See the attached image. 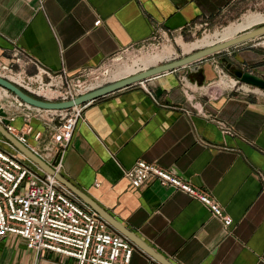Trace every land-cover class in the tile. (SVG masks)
<instances>
[{
  "label": "crops",
  "instance_id": "0c3cea01",
  "mask_svg": "<svg viewBox=\"0 0 264 264\" xmlns=\"http://www.w3.org/2000/svg\"><path fill=\"white\" fill-rule=\"evenodd\" d=\"M235 1L0 0V63L18 60L13 67L28 75L42 67L74 76L160 31L177 43L193 25ZM256 41L223 53L234 68L264 78V49ZM216 58L191 65L201 66L194 80L191 67L183 68L148 80V91L135 86L93 101L60 173L80 200L92 201L168 264H264V97L206 93L220 73ZM139 160L208 192L231 226L157 181L133 188L124 171ZM137 248L130 264H161ZM0 264L78 262L49 251L37 254L8 235L0 238Z\"/></svg>",
  "mask_w": 264,
  "mask_h": 264
},
{
  "label": "built area",
  "instance_id": "2783aa9c",
  "mask_svg": "<svg viewBox=\"0 0 264 264\" xmlns=\"http://www.w3.org/2000/svg\"><path fill=\"white\" fill-rule=\"evenodd\" d=\"M157 33L169 36L164 31ZM13 64H18V60L0 63V77L41 101L70 102L95 89L81 81L87 72L93 71L92 68L69 76L66 71L51 73L38 67L35 74L28 75L25 69L14 71ZM147 81L132 87L139 86L148 91ZM181 82L188 89L185 76ZM92 102L60 111L43 110L0 87V123L9 134L60 174L76 126L84 121V112ZM17 119L22 121L20 128H15ZM34 121L40 123L42 130L35 132ZM222 130L225 134L232 133L227 127H222ZM33 135L35 144L32 145L29 139ZM4 140L0 137L1 239L16 235L37 254L49 251L73 258L78 264L131 263L138 248L128 238L115 231L68 187ZM41 144L44 145L42 151L38 147ZM124 177L136 189L157 181L162 186L183 192L203 204L212 216L223 221L226 228L231 226V219L208 192L193 187L156 164L139 160L124 171Z\"/></svg>",
  "mask_w": 264,
  "mask_h": 264
},
{
  "label": "rangeland",
  "instance_id": "374dc122",
  "mask_svg": "<svg viewBox=\"0 0 264 264\" xmlns=\"http://www.w3.org/2000/svg\"><path fill=\"white\" fill-rule=\"evenodd\" d=\"M251 13L260 14L264 16V0H236L230 7H228L223 13L219 14L218 16L212 19H205L203 20V22H198L197 24L193 25L192 28H190L189 31L183 35L182 41L189 44V43H194L196 41H201L207 36H215L217 33L218 34L221 33L230 24L241 23L244 16ZM262 26H264V23L254 26L250 30H254ZM243 33L239 35H242ZM175 37L176 36H170V35L164 37L162 34L157 33L155 36H153V38L150 41L140 46H137L133 49H130L128 51H122L117 56L104 62L99 67L92 68L93 71L87 72L86 76L82 78L81 81L86 82L88 85H91V87H94L95 88L94 90H99L101 88L110 86L112 84L128 79L132 76H135L131 74V71H139L137 74H140L144 71H147L148 69H152L154 67L161 66L166 63L202 51V50H194L191 53L188 54L185 53L178 44V42L176 43L177 37L176 38ZM256 40L254 41H256L255 44H257L258 46L257 48L264 49V37ZM169 47L172 49L173 52L172 55L164 59L157 60L155 61L156 63L155 62L150 63L151 59H153L154 57L157 58V55L161 56L164 50ZM226 54L227 53L215 54V57H217L216 59L219 64L218 70L220 71V73L214 81L223 77L228 82L234 83L235 84L234 87L230 89L229 88L221 89L217 87H211L210 85H208L205 87L206 89H204V91L211 94H217V92H222L225 90H233V92H236L238 94L244 93L248 95H254L257 97H264V91H260L253 87H249L243 85L242 83H238L236 79H234V77L225 69V65L222 64L221 58L224 57L228 58L227 57L228 55ZM145 68H147V70H144ZM13 70L19 71L20 69L19 68L16 69L15 67H13ZM249 89L250 91H245ZM21 126H22V122L19 120L15 128H19ZM34 128H35V132L42 130V126L38 121H34ZM33 140H34V135L29 139V142L32 145L35 144ZM3 146L7 147L6 144H4ZM38 147L41 151L44 149L43 144L39 145Z\"/></svg>",
  "mask_w": 264,
  "mask_h": 264
},
{
  "label": "water",
  "instance_id": "95a60500",
  "mask_svg": "<svg viewBox=\"0 0 264 264\" xmlns=\"http://www.w3.org/2000/svg\"><path fill=\"white\" fill-rule=\"evenodd\" d=\"M264 37V26L256 28L254 30L247 31L243 33L242 35H239L238 37L219 44L217 46L207 48L205 50L199 51L197 53H194L192 55H189L187 57L166 63L161 66L154 67L152 69H148L147 71H144L140 74H137L135 76H132L128 79H125L123 81H120L118 83L112 84L110 86L101 88L99 90H95L89 94H86L84 96H81L77 98L74 101L70 102H45L41 101L39 99H36L24 91H22L20 88H18L16 85L12 84L6 79H3L0 77V87L6 89L13 95L17 96L21 101L43 109V110H51V111H60V110H66L73 108L75 106L84 105L87 103H90L92 101H95L101 97L107 96L109 94L115 93L117 91L130 88L133 85L146 81L158 76H161L166 73L174 72L179 69L188 68L191 67V65H194L198 63L199 61H202L210 56H213L215 54L223 53L233 47L242 45L244 43L254 41L256 39ZM222 64L225 65V69L236 79L238 83H242L243 85L253 87L255 89H258L260 91H264V78L258 77L257 75H254L250 72H245L241 68H234V65L232 62L228 60V58H221ZM201 66L195 65L189 69L190 73L199 71ZM0 134L5 138L7 142H9L16 150H18L20 153L25 155L27 158H29L31 161H33L36 165H38L42 170L47 172L48 174L54 176L60 183L68 187L72 192L73 189L70 186L68 182L64 180V178L56 173L46 162H44L41 158H39L37 155L32 153L27 147H25L23 144H21L14 136L9 134L7 130L4 128V126L0 123ZM75 193V192H74ZM76 194V193H75ZM86 200V199H85ZM88 205L92 207L99 215L102 217L105 221H107L111 226L116 228V230H119L121 234H124L128 236V238L141 250H144L148 254H150L153 258H155L157 261H159L161 264H168L166 261L162 260L160 257H158L154 252L151 251L150 248H148L145 244L140 242V240L132 237L128 233H124L120 229V227L112 221V219L106 215L102 210L94 204L89 199L86 200Z\"/></svg>",
  "mask_w": 264,
  "mask_h": 264
},
{
  "label": "bare ground",
  "instance_id": "6f19581e",
  "mask_svg": "<svg viewBox=\"0 0 264 264\" xmlns=\"http://www.w3.org/2000/svg\"><path fill=\"white\" fill-rule=\"evenodd\" d=\"M262 23H264V16L263 15L251 13V14L245 15L244 18L242 19L241 23L230 24L221 33H219V34L217 33L215 36H207L206 38H204L201 41H196L194 43H189V44L183 42L182 40H178V44L183 49V51L188 54L194 50H203V49L211 48V47L217 46L219 44L228 42V41L238 37L239 34L245 32L247 30H250L254 26L260 25ZM172 54H173L172 49L170 47L166 48L161 56L157 55V58L151 57L153 59L150 60V63L155 62L157 60L164 59V58H166ZM146 65H147V63H146ZM144 70H147V68H145ZM138 72L139 71H131V74L136 75ZM129 75H130V72H129ZM234 85H235L234 83H230L225 78L221 77L220 79L214 81L210 86L221 88V89H227V88L230 89V88L234 87Z\"/></svg>",
  "mask_w": 264,
  "mask_h": 264
},
{
  "label": "trees",
  "instance_id": "16d2710c",
  "mask_svg": "<svg viewBox=\"0 0 264 264\" xmlns=\"http://www.w3.org/2000/svg\"><path fill=\"white\" fill-rule=\"evenodd\" d=\"M194 75H195V73L190 74V76L192 77V80H194V79H193V76H194Z\"/></svg>",
  "mask_w": 264,
  "mask_h": 264
}]
</instances>
